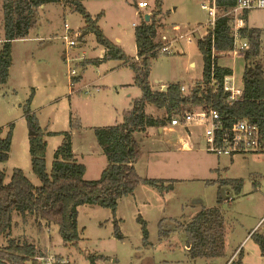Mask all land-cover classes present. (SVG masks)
I'll return each mask as SVG.
<instances>
[{
	"label": "rangeland",
	"instance_id": "1",
	"mask_svg": "<svg viewBox=\"0 0 264 264\" xmlns=\"http://www.w3.org/2000/svg\"><path fill=\"white\" fill-rule=\"evenodd\" d=\"M139 1L82 0L93 16L101 14L99 25L105 35L130 55L136 50V25L157 7L155 0H147L149 5L140 8ZM2 3L0 0V49L5 37ZM161 3L163 13L158 21L162 26L156 41L165 45L181 32L194 30L200 37L207 33L210 16L203 4L211 5L210 0H162ZM68 19L75 28L85 26L82 15L71 10L65 0L41 6L29 35L13 42L10 76L0 86V129L2 136L10 132L12 139L9 158L0 164L5 182L10 180L13 169L20 167L34 184H40L31 167L30 127L23 111L33 92L31 109L41 126L53 132L71 130L75 150L86 165L85 177L89 180L99 178L108 163L98 147L94 128L121 121L123 113L132 109L142 95L129 64L122 66V61L116 59L92 61L103 57L105 50L92 32L79 39V45L66 46L62 36ZM246 20L248 26L262 31L257 61L264 62V8L251 9ZM176 25L181 26V32L173 29ZM192 36L193 42L179 40L173 45V53H161L152 59L149 79L153 87L159 89L163 83L174 82L190 84L202 77L204 59L196 35ZM84 55L85 60H90L86 65ZM216 55L221 65L232 68L237 86L243 88L247 65L244 55L234 57L231 51L222 54L216 51ZM71 69L76 70L73 78ZM156 79L162 83H156ZM146 112L166 118V112L152 104H148ZM71 118L80 126H72ZM185 134L169 123L162 131L155 128L148 133L136 132L140 141L137 173L143 178L161 179L165 185L172 184L169 190L161 193L142 182L131 194L119 199L115 214L99 205H80L81 240L76 246L64 244L57 225L15 212L11 230L0 236V246H5L9 237L19 238L38 248L36 257L54 255L57 259H67L65 264H92L87 253L97 255L96 264H226L243 243L245 256L238 254L236 259L240 258L241 264H264V255L249 234L264 216V153L234 159L218 156L204 150L205 140L195 135L191 138L192 147L176 146V141ZM61 138L59 133L46 136L49 170ZM238 183L241 186L237 189ZM211 206H218L224 215L225 253L220 257L192 259L186 250V233L176 224L189 222L198 210ZM140 216L147 223V242ZM115 220L121 237L116 234ZM161 227L168 233L162 235ZM35 261L44 264L38 258ZM26 264L34 263L28 260Z\"/></svg>",
	"mask_w": 264,
	"mask_h": 264
},
{
	"label": "trees",
	"instance_id": "2",
	"mask_svg": "<svg viewBox=\"0 0 264 264\" xmlns=\"http://www.w3.org/2000/svg\"><path fill=\"white\" fill-rule=\"evenodd\" d=\"M62 0H3L4 40L0 49V86L7 83L13 65V42L26 38L34 27L37 10L41 6ZM71 10L79 12L85 26L80 40L92 32L97 42L105 48L102 60L116 59L130 65L134 71V80L142 90L140 98L135 100L132 109L123 113V119L114 125L94 128L95 137L108 164L98 179L85 178L86 165L80 162L72 146V132L46 131L38 117L31 109L34 92L23 106L24 115L30 130L35 132L29 136V152L33 173L39 178L40 184H34L20 167H15L11 178L5 182V172L0 166V236L8 233L14 224V213H27L37 219L58 226L60 236L66 245H78L81 230L78 226V207L84 204L99 205L112 210L115 214L121 197L131 194L136 187L146 182L161 193L169 190L172 184L165 185L157 178H143L135 164L140 158V141L136 132H147L148 128H165L172 118L196 107L212 105L217 108L227 123L243 118L256 122H264V62L257 61L262 46V31L250 27L241 29L242 37L248 39L250 48L244 53L247 60L243 77V95L234 105L227 103L229 92L224 91V77L232 74V68L221 65L218 55L212 57L213 47L222 54L234 48L232 33V16L227 12L236 5V0H216L218 8L217 24L203 37L197 38L198 46L204 59L202 77L191 82L183 92L184 83H169L166 90L156 89L149 79L152 59L161 54L164 43L156 41L162 23L158 18L163 13L161 1L155 0L156 9L151 13L149 21L143 19L135 27V42L138 53L134 56L126 53L116 42L110 40L99 25L101 14L93 16L85 8L82 0H65ZM247 19V12L242 15ZM86 33L84 34V32ZM101 60L96 59L98 63ZM90 60H85V64ZM219 83V91L211 85L212 78ZM152 104L159 111L166 112V118L146 112V106ZM71 125L80 126L70 120ZM59 133L62 142L54 151L51 169L46 162L48 142L47 135ZM12 139L11 133L2 136L0 129V164L9 158ZM241 186L238 183L237 189ZM219 198V202L221 201ZM144 239L147 242L149 232L146 221L140 216ZM116 234L121 237L120 229L115 220ZM182 225V223H180ZM180 225L178 227H180ZM187 240L188 255L192 259H208L223 256L225 253L226 230L224 215L218 206L203 208L183 226ZM162 235L166 232L161 227ZM251 237L258 244L264 255V232L257 230ZM39 254L38 248L19 238L9 237L5 246H0V264H26ZM242 254V251H240ZM86 257L96 264L97 255L87 253ZM241 259L236 264H241ZM38 264V263H37Z\"/></svg>",
	"mask_w": 264,
	"mask_h": 264
},
{
	"label": "built area",
	"instance_id": "3",
	"mask_svg": "<svg viewBox=\"0 0 264 264\" xmlns=\"http://www.w3.org/2000/svg\"><path fill=\"white\" fill-rule=\"evenodd\" d=\"M236 5L232 7L227 14L232 16V37L234 40V48L231 51L233 56H242L245 51L250 48L248 39L242 37L241 29L248 27V20L242 15L251 9L264 8V0H236ZM211 5L204 3L203 8L208 11L210 19L208 20V30H214L217 24L218 8L216 0H210ZM147 0H140L138 6L145 8L148 6ZM177 32H181L182 28L179 25L173 28ZM64 35L66 46H76L80 44L79 38L82 35L80 28H75L71 19L66 20L64 25ZM206 33V34H207ZM197 35V31H186L177 37L169 40L161 47L160 52L163 54L173 53V45L179 40H186L193 42V36ZM205 34V35H206ZM203 35V37L205 36ZM199 36V35H198ZM200 37V36H199ZM201 37V38H203ZM216 55V50L213 47L212 57ZM83 59H86L84 55ZM68 61V57H67ZM76 75V70L71 69L70 77L73 78ZM213 78V71H212ZM224 91L229 92L227 103L234 105L235 102L243 95V88L237 86L236 78L233 74L226 75L224 77ZM73 84V82H72ZM211 85L215 88V93H218L219 83L213 78ZM188 89V85L185 84L181 87V90L185 92ZM172 127H179L186 132L185 137L176 141L175 145L180 147H190L192 135L200 136L206 142L204 150L214 153L218 156L237 157L247 154H263L264 153V122H256L250 118H243L241 120L227 123L223 118L219 110L212 105H205L204 107H196L192 110H187L185 113L175 116L169 123ZM257 230L264 232V217L251 234ZM240 254V250L236 251L234 255L228 260L226 264H234L237 259V255ZM41 260L44 264H55L56 262L67 263V259H57V257H35Z\"/></svg>",
	"mask_w": 264,
	"mask_h": 264
},
{
	"label": "crops",
	"instance_id": "4",
	"mask_svg": "<svg viewBox=\"0 0 264 264\" xmlns=\"http://www.w3.org/2000/svg\"><path fill=\"white\" fill-rule=\"evenodd\" d=\"M42 7H44V6H42ZM65 22H66V21H65ZM64 25H65V23H64ZM171 39H172V38H171ZM171 39H170V40H171ZM120 41H121L120 39H117V42H120ZM137 53H138V48H137V43H136V50H135V53L132 55V56L135 57L136 60L138 59V57H137ZM104 55H105V50H104ZM104 55H103V57H104ZM103 57L98 56V57L92 58V61L94 62L96 59H98V60H102ZM98 63H99V62H98ZM121 65H122V66H126V64H123V62L121 63ZM192 65H195V63L192 62ZM196 80H198V79H196ZM156 83H162V80H157V79H156ZM168 84H169V83H166V84L163 83V84L161 85V87H162L164 90H166V87L168 86ZM156 85L158 86V84H156ZM147 106H148V105H147ZM147 106H146V110H147ZM152 114H153V113H152ZM151 129L153 130V129H155V127L148 128L147 133H148ZM159 129H160V128H159ZM47 131H48V130H47ZM62 131H65V130H62ZM160 131H162V130H160ZM52 132H53V131H52ZM59 132H60V131H59ZM29 136H30V135H29ZM195 136H196V135H195ZM61 142H62V138H61ZM61 142H60V143H61ZM60 143H59V145H60ZM97 144H98V143H97ZM59 145H58V146H59ZM58 146H57V147H58ZM72 146H73V150H74V152L76 153V157H77V159L80 161V160H81V159H80V153L77 152V151L75 150V142H74V140H73V135H72ZM57 147H56V148H57ZM98 147L100 148V151L102 152L101 147H100L99 145H98ZM190 147H192V144H191ZM190 147H189V148H190ZM55 150H56V149H55ZM98 150H99V149H97V152H98ZM102 154H104V153L102 152ZM230 158H233V159H234V158H236V157H230ZM80 162L84 163L83 160H81ZM84 164H85V163H84ZM107 164H108V163H107ZM106 166H107V165H106ZM106 166H105V167H106ZM105 167H104V168H105ZM104 168H103V170H104ZM103 170H102V171H103ZM101 174H102V172H101ZM100 176H101V175H100ZM100 176H99V177H100ZM85 178H86V177H85ZM86 179H87V178H86ZM97 179H98V178H97ZM88 180H89V179H88ZM90 180H91V179H90ZM198 211H200V210H198ZM197 213H198V212H196L195 214H197ZM195 214H194V216H195ZM194 216H191V218L194 217ZM263 217H264V216H263ZM263 217H262V218H263ZM262 218H261V219H262ZM261 219L257 222V224H256L254 227H252V228L250 229L251 231L249 232V234H251V232L253 231V229H255V228L257 227V225L259 224V222L261 221ZM187 223H188V222L183 223L182 225H180V229L182 230L183 226H184L185 224H187ZM179 224H180V223H177L176 225L179 226ZM248 237H249V236H248ZM242 245H243V243L237 248L236 251H238V250L242 251L243 255L245 256V249H244V247H242ZM187 249H188V247H187V245H186V250H187ZM187 251H188V250H187ZM236 251H235V252H236ZM235 252H234V253H235ZM233 255H234V254H233ZM231 257H232V256H231ZM231 257H230V258H231ZM230 258H229V259H230Z\"/></svg>",
	"mask_w": 264,
	"mask_h": 264
},
{
	"label": "water",
	"instance_id": "5",
	"mask_svg": "<svg viewBox=\"0 0 264 264\" xmlns=\"http://www.w3.org/2000/svg\"><path fill=\"white\" fill-rule=\"evenodd\" d=\"M150 17H151V13H146L145 18H144L145 21H149L150 20ZM85 33H86V31L84 32V34ZM196 37L199 38L198 34L196 35ZM160 130H162V128H160ZM34 134H35V132L33 130H30L29 135L31 136V135H34Z\"/></svg>",
	"mask_w": 264,
	"mask_h": 264
}]
</instances>
